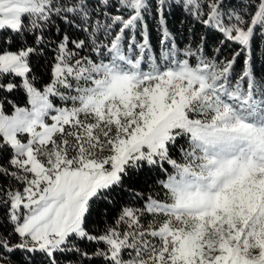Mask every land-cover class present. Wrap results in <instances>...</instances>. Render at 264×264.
Here are the masks:
<instances>
[{
  "label": "snow or ice",
  "instance_id": "1",
  "mask_svg": "<svg viewBox=\"0 0 264 264\" xmlns=\"http://www.w3.org/2000/svg\"><path fill=\"white\" fill-rule=\"evenodd\" d=\"M172 6L218 44L180 48ZM152 7L156 55L146 0H0V264H264V0Z\"/></svg>",
  "mask_w": 264,
  "mask_h": 264
},
{
  "label": "trees",
  "instance_id": "2",
  "mask_svg": "<svg viewBox=\"0 0 264 264\" xmlns=\"http://www.w3.org/2000/svg\"><path fill=\"white\" fill-rule=\"evenodd\" d=\"M149 4V9L145 13L146 17V25H147V30L149 32L151 44L153 48L156 50L154 52V55L158 54L159 52V41L162 38L161 34L158 30V20L159 16L153 11L152 5L157 2V0H147L146 1ZM171 3V0H169ZM235 3L236 0H233ZM186 13L180 9L179 7H169L165 11V18L167 22V27L169 32L172 34V39L178 44L180 48H183L187 45L189 40L191 39V35L189 33V28L194 27L196 31V38L199 40V38L202 35H207V42L209 45V48L211 49L215 45L218 44L219 41V36L218 33L213 32V31H207L201 26V25H193L189 19H186ZM257 47H256V52H255V68L257 73L264 74V56H261V52L264 51V38L259 37V33H257ZM0 47H3V45H0ZM15 45H12L11 50H15ZM233 45H227L225 46L222 55L225 56H230L231 55V49L233 48ZM242 63V60L241 62ZM33 67L36 72H39L44 81H47L48 79V74L45 71L46 65L44 63V60H39L35 57H33ZM239 69V65L237 66V70ZM35 74V73H34ZM41 79L40 76L37 77V81L39 82ZM7 100L10 101L11 103H6L4 106L5 114H8L12 111V105L16 104L17 106H22L27 104V98L26 95L23 91V89H17L14 90L11 93H5ZM145 177L142 175L136 182L135 187L136 189L139 190H144L145 194H147L148 191L151 190V184L145 183ZM127 183V182H126ZM130 200V197L128 196L127 192H121L118 197V206L113 208L109 206V209L107 211V215L102 216L97 213H93V215L89 218L90 223L94 224H99V227H103V222L105 220H108L109 222L111 219H114L116 214L119 211V207L123 206L124 204H128ZM132 206L135 207H141L142 206V201L137 202V201H132ZM103 207V205H101ZM150 219V217H149ZM94 247V245H90L89 248ZM34 255V254H29L26 252H21L17 251L14 256H13V261L14 264H23L25 260L28 259L29 256ZM69 259L65 260L63 256L59 257L60 264H73L72 260V254L69 253L67 254Z\"/></svg>",
  "mask_w": 264,
  "mask_h": 264
},
{
  "label": "rangeland",
  "instance_id": "3",
  "mask_svg": "<svg viewBox=\"0 0 264 264\" xmlns=\"http://www.w3.org/2000/svg\"><path fill=\"white\" fill-rule=\"evenodd\" d=\"M147 1V0H146ZM25 106H27V104L26 105H22V106H20V107H25ZM12 111H13V109H12ZM12 111L10 112V113H8V115H10L11 113H12Z\"/></svg>",
  "mask_w": 264,
  "mask_h": 264
}]
</instances>
